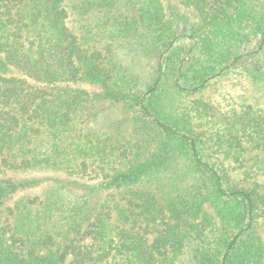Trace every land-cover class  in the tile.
Here are the masks:
<instances>
[{"label":"trees","instance_id":"obj_1","mask_svg":"<svg viewBox=\"0 0 264 264\" xmlns=\"http://www.w3.org/2000/svg\"><path fill=\"white\" fill-rule=\"evenodd\" d=\"M256 1L0 0V264H170L190 239L195 264H264V107L220 86L264 88ZM175 94H198L182 125ZM182 158L196 185L164 196Z\"/></svg>","mask_w":264,"mask_h":264},{"label":"rangeland","instance_id":"obj_2","mask_svg":"<svg viewBox=\"0 0 264 264\" xmlns=\"http://www.w3.org/2000/svg\"><path fill=\"white\" fill-rule=\"evenodd\" d=\"M254 5H255V8H257L259 11L264 10V0H257ZM184 30H183V34L185 35ZM187 38L188 37L183 36V39H178L177 41L178 44L183 43V46H186V45L190 46L191 41H189ZM196 59L192 63L197 64L198 61ZM136 68L139 72H142L143 70L142 68H140V65L138 64H136ZM240 75H243L245 77L244 73H230L226 75L224 78H222L223 82L220 83V86H222L224 90L230 93L231 96L235 97L238 101L246 100L248 102L253 103L255 106L264 107V88L263 87L255 88L256 85H253L252 82H249L247 77H245L246 80H244L245 78L241 77ZM170 84L171 82L168 83L169 86ZM81 86L92 92L100 90L98 86L92 85V84L84 83V84H81ZM213 89L214 88H212L210 91H212ZM207 91L208 89L206 90V94L209 92ZM198 94L190 95V96H183V95L176 96L175 94V97L173 96V99H171L172 102L167 103L168 112L171 114V116H173L176 120H178L181 123V125L183 123V120L188 119V118H185V116L188 112L189 105L194 99L198 98ZM107 106H109V104H104L102 108H106ZM103 112L107 114V121L108 120L118 121L121 118L124 119L126 124L123 125L122 132L129 139L131 138L133 139L132 134H135V133L140 134L139 135L140 137H142L143 134H145V137H150V138L153 137L154 131L149 130L148 128H145L147 124L144 122L143 118L135 117L134 109L120 104L108 110L105 109ZM139 136H137V138H139ZM134 137H136V135ZM135 155L140 157L139 151L136 150ZM185 171L187 170L185 169L184 160L182 158L178 163L172 166L171 170L167 171V175L165 173V176L167 177V179H166V184L164 185V189H163L164 196H166L171 190L175 191L176 189H178L181 192H183L184 184L196 185V183H194L195 180L192 181L193 179L191 176L183 180V173ZM46 174L47 173H42V174L36 173L37 176L46 175ZM60 175H63V174H60ZM40 192H41V187H38V188L31 190L29 193L35 195V194H39ZM202 240L197 239L194 241L193 239H190L186 241V246L183 249V251L179 254H176L174 258L171 259L170 264H195L193 255L195 253V249L198 246L202 245L200 243Z\"/></svg>","mask_w":264,"mask_h":264}]
</instances>
